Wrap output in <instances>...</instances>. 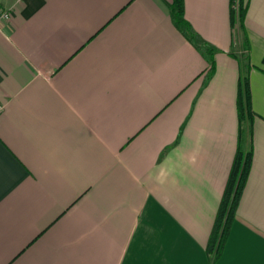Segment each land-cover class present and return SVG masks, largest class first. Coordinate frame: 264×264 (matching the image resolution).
<instances>
[{
	"label": "crops",
	"instance_id": "1",
	"mask_svg": "<svg viewBox=\"0 0 264 264\" xmlns=\"http://www.w3.org/2000/svg\"><path fill=\"white\" fill-rule=\"evenodd\" d=\"M173 1L0 0V264H264V0L238 33L232 0H185L210 57ZM244 76L252 163L216 256Z\"/></svg>",
	"mask_w": 264,
	"mask_h": 264
},
{
	"label": "trees",
	"instance_id": "2",
	"mask_svg": "<svg viewBox=\"0 0 264 264\" xmlns=\"http://www.w3.org/2000/svg\"><path fill=\"white\" fill-rule=\"evenodd\" d=\"M236 2L237 0H232V21L236 30H240V27L246 17V5L245 0H239L240 9L239 12H237L235 9ZM170 8L171 16L176 26L189 41H191L201 51H205V53L210 57L213 54V51L208 45L199 41L197 35H195L192 29V26L185 19V0H174L170 5ZM211 72L209 73V77ZM238 105L241 122L240 145L219 209L209 247L210 253H215L216 256L222 253L225 246L230 232L231 223L236 216L237 207L250 173L252 163V150L248 143L253 113L249 80L246 76H244L241 80Z\"/></svg>",
	"mask_w": 264,
	"mask_h": 264
},
{
	"label": "built area",
	"instance_id": "3",
	"mask_svg": "<svg viewBox=\"0 0 264 264\" xmlns=\"http://www.w3.org/2000/svg\"><path fill=\"white\" fill-rule=\"evenodd\" d=\"M235 9L239 12L240 3L239 0L235 3ZM12 11L9 9H0V28L4 23L11 19Z\"/></svg>",
	"mask_w": 264,
	"mask_h": 264
},
{
	"label": "rangeland",
	"instance_id": "4",
	"mask_svg": "<svg viewBox=\"0 0 264 264\" xmlns=\"http://www.w3.org/2000/svg\"><path fill=\"white\" fill-rule=\"evenodd\" d=\"M239 30H237V33H238Z\"/></svg>",
	"mask_w": 264,
	"mask_h": 264
}]
</instances>
